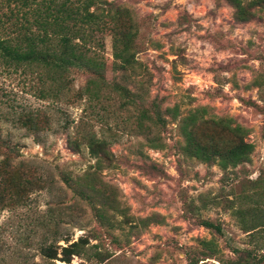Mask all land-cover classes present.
<instances>
[{
    "label": "rangeland",
    "instance_id": "obj_1",
    "mask_svg": "<svg viewBox=\"0 0 264 264\" xmlns=\"http://www.w3.org/2000/svg\"><path fill=\"white\" fill-rule=\"evenodd\" d=\"M97 2L126 7L136 21L141 66L128 87L163 121L147 136L134 133L126 126L133 119L106 99L105 111L94 108L105 115L98 120L85 100L73 101L85 72L70 75L73 90L63 99H43L29 76L0 65V169L11 159L7 170L18 175L0 184V264H188V258L221 264L239 250L263 254L264 229L246 232L251 217L238 210L264 206V6L238 22L227 0ZM98 35L107 79L124 82L112 67L110 33ZM197 107L205 108V119L230 118L246 130L253 144L248 161L223 170L183 153L180 121ZM35 111L45 120L36 134L19 119ZM87 126L99 136L112 134L111 161L100 169L83 144L78 152L69 145ZM94 170L93 182L87 174ZM75 182L101 188L103 218L94 210L100 203L81 198ZM79 237L86 243L70 263L42 254L43 246L60 251L63 239Z\"/></svg>",
    "mask_w": 264,
    "mask_h": 264
},
{
    "label": "trees",
    "instance_id": "obj_2",
    "mask_svg": "<svg viewBox=\"0 0 264 264\" xmlns=\"http://www.w3.org/2000/svg\"><path fill=\"white\" fill-rule=\"evenodd\" d=\"M100 0H1L0 5L7 8L0 12V65L13 70H20L38 84L37 91L40 98L63 99L73 87L75 78L70 76L75 71L85 72L88 79L85 84L74 92L73 101L85 100L91 114L98 120H104L103 112H94L95 106L102 107L104 100H116L118 109L127 112L126 120L133 119V125H127L134 133L149 135L152 125L160 119L159 112L151 114L143 106L142 96L128 87L130 75L138 74L136 69L141 66L135 57V46L138 29L136 21L129 9L107 3L103 6ZM233 8L234 18L238 22H246L253 18L255 10L264 6V0H227ZM95 8L91 10V7ZM106 30L111 35L112 67L120 70L124 82L109 81L105 75L106 62L99 54L97 47H103L99 33ZM84 108V109H85ZM205 108L197 107L190 110L181 118L180 131L184 138L181 146L183 153L194 157L206 164H218L221 169L234 167L250 159L253 144L245 140L246 130L239 124L232 125L230 118H203ZM19 119L28 131L36 134L40 123L44 119L38 111L28 112ZM39 120V122H38ZM161 121L163 118L161 117ZM132 124V123H131ZM206 124L215 130L206 129ZM90 127L91 123H88ZM82 131V132H81ZM78 131L77 138L70 139L69 145L78 152L81 144L88 154L95 160L97 169L108 165L111 161L108 137L99 136L96 131L87 126L85 132ZM229 136L224 141L223 135ZM0 141L1 138H0ZM152 147H158L160 140L154 138ZM1 147V144H0ZM10 160L4 158L0 169V184L15 181L16 173L7 170ZM94 170L88 177L93 182L97 177ZM76 189L81 198L94 200L100 205L94 208L96 216L103 218L100 207L107 201L105 194L99 193V186L87 183L85 187L79 185ZM97 188H96V187ZM98 189V190H97ZM102 194V195H101ZM255 194H248L253 197ZM93 200V201H92ZM252 208H240L238 213L251 217L245 231L264 229V206L259 202ZM93 206V205H92ZM206 227L213 223L205 220ZM219 229V227H217ZM250 232L249 234H252ZM64 246L50 248L43 246L42 254L48 259H58L70 263L73 255L82 252V244L86 240L79 237L75 241L63 239ZM235 259L224 261L221 264H260L264 261V253L256 254L248 250H239ZM211 255V254H208ZM202 260V259H201ZM197 260L188 258V264H197ZM264 264V263H263Z\"/></svg>",
    "mask_w": 264,
    "mask_h": 264
}]
</instances>
